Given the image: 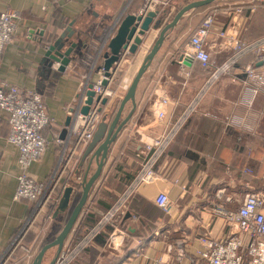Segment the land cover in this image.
I'll return each mask as SVG.
<instances>
[{
  "label": "crops",
  "instance_id": "1",
  "mask_svg": "<svg viewBox=\"0 0 264 264\" xmlns=\"http://www.w3.org/2000/svg\"><path fill=\"white\" fill-rule=\"evenodd\" d=\"M143 1L0 0V14L7 8H15L21 15L18 31L3 52L0 81L25 91L39 92L52 118L43 131L47 139L44 155L30 168V174L38 180H57L63 173L65 167L63 164L59 167V164L66 161L69 155L66 147L70 148L74 141H70V132L66 133V139L58 138L62 137L70 109L77 104L81 84L85 77L90 81L102 77L99 64L104 60L109 40L123 17L138 11ZM191 1L172 0L162 27ZM243 2L253 0H224L221 4L222 10L207 41L213 60L209 69L194 61L191 65L186 64L183 71L180 55L187 48L191 32L201 23L211 4L186 12L170 32L141 78L136 92L135 112L111 145L102 174L66 242L78 235L81 238L86 230L96 225L140 169L145 159L146 143L164 132L152 106L156 97L161 93L170 96L171 102L166 111L168 120L173 123L204 87L212 69L234 53V40L255 41L264 36L263 8L251 11L248 5L242 13L234 14H228L223 8L229 3ZM68 27L73 31L68 41L76 42L77 46L71 55V63L65 71H61L58 62L51 64L46 51ZM222 30H228L227 37L220 35ZM160 31L161 28H151L138 52L129 58V63L122 65L131 81ZM259 58L256 52L245 55L229 72L210 85L201 98L197 112L158 161L156 179L140 187L138 200L135 195L114 223L106 225L72 264H176L179 250L184 251V262L188 263L197 260L196 250L203 247L204 237L223 240L230 235L225 219L216 213L215 208L208 207L213 201L224 203L216 195L222 187L227 188V196L237 198L240 195L238 198H241L261 189L264 183V161L259 159L258 169L254 168L248 163L246 148L235 146V142L254 141L255 136L262 137L264 88L250 105L247 101L252 97V86L243 82L249 64L264 68ZM186 71H190L191 76L186 77ZM122 99L116 109H113L112 101L104 110L103 117L108 114L106 112L110 113L107 118L109 124ZM131 108L132 103H127L123 118ZM9 133L8 114L0 108V264H32L54 227L68 219L82 194V187L77 180L70 210L57 218L53 217V203L37 211L35 202L14 199L21 167L19 152L8 141ZM80 148L84 152L87 146ZM250 168L253 173L248 171ZM86 169L87 161L82 165V156L78 159L76 156L68 173L77 179L76 174L84 177ZM95 169L94 163L89 175ZM62 190L61 187L58 189V195ZM162 194L175 203L173 210L167 212L157 204V198ZM17 237L20 241L14 247ZM55 254L56 248L49 249L42 264H50Z\"/></svg>",
  "mask_w": 264,
  "mask_h": 264
},
{
  "label": "built area",
  "instance_id": "2",
  "mask_svg": "<svg viewBox=\"0 0 264 264\" xmlns=\"http://www.w3.org/2000/svg\"><path fill=\"white\" fill-rule=\"evenodd\" d=\"M254 2V1H253ZM243 2L241 4L229 3L223 6L228 14L242 13L246 6L250 5L251 11L264 8V0L259 3ZM172 0H144L143 5L137 13L146 15L151 10L162 11L165 7L170 6ZM222 7L211 8L201 23L191 32L187 48L181 53L183 56L182 70H185V60L191 58L197 61L205 69L213 66V60L207 49V41L213 29L218 13ZM20 11L15 8H7L0 14V64L5 47L12 41L18 31ZM222 37L228 36V30L220 31ZM235 49L224 62L212 69L204 87L198 91L192 101L184 108L178 118L172 123L167 118L166 107L171 102V98L166 93L159 94L153 101L155 113L161 120V126L164 132L157 138H153L145 145V159L134 176L132 181L126 186L116 205L105 213L94 227L88 230L80 239L68 240L55 264H72L87 247H89L96 237L102 232L103 228L119 215L122 208L136 195L138 189L144 185L151 184L158 175L157 163L166 154L175 137L190 119L197 112L202 96L208 90L210 85L217 80L222 74L229 72L245 55L256 52L260 56V61L264 63V36L255 41H242L236 39L232 42ZM131 54L128 49L120 52V61L117 63L116 70L111 76L102 77L96 82L86 79L81 94L83 98L78 103V110L74 116V122L70 127V136L79 145H87L93 138L94 133L102 119L104 110L109 106H104L97 96L102 98H114L119 96L121 90L126 92L131 80L129 77L120 78L124 73L123 64L129 63ZM180 55V57H181ZM245 84L252 86L250 98L247 103L253 104L256 96L264 88V68L259 69L254 64H249L246 69ZM186 77L191 76L190 71L185 72ZM107 79L104 84L103 80ZM121 79V81H120ZM115 82L119 84L118 91ZM93 84V90L96 93L94 102L88 114L80 112L83 105L85 93L89 89V84ZM247 86V87H249ZM118 91L116 95V92ZM43 96L34 90H23L16 85L0 81V108L7 112L10 123L9 143L14 145L19 152V163L21 171L17 177V186L14 193V199H27L36 203L37 211L45 208L51 199L54 190V179L48 183L39 182L30 174V168L45 152L47 139L43 134L44 129L50 124L51 118L46 111V105ZM58 140H62L58 138ZM70 154V153H69ZM72 154V152H71ZM69 155L67 164L72 157ZM65 169V168H64ZM251 171V169H248ZM82 179V178H81ZM80 179V180H81ZM227 188L218 189L216 195L224 203H219L215 210L220 216H223L227 225L230 227V235L226 239H214L206 236L202 239V246L196 250L197 260L184 262L186 254L179 250L176 256V264H264V188L247 193L241 200L236 210H229L225 204L235 203L236 197L227 196ZM55 204L60 197H54ZM157 204L165 211H171V200L166 194L157 198ZM76 237V236H75ZM19 237L14 240V247L17 246ZM75 242L74 246L70 243Z\"/></svg>",
  "mask_w": 264,
  "mask_h": 264
},
{
  "label": "water",
  "instance_id": "3",
  "mask_svg": "<svg viewBox=\"0 0 264 264\" xmlns=\"http://www.w3.org/2000/svg\"><path fill=\"white\" fill-rule=\"evenodd\" d=\"M216 1L218 0H193L180 8L174 15L172 20L164 27H162L163 19L166 15H168L171 5L165 7L162 11L151 10L146 15L138 14L137 11H134L133 13L126 14V16H124L120 21L116 33L109 40L108 50L103 55L104 60L99 64V69L106 77L111 76L112 73L116 70L117 63L121 59L120 52L122 50L129 48L130 53L135 54L138 52L139 47L145 42V37L150 32L151 28H161V31L159 37L145 57L135 77L131 81V85L127 90L125 96L121 100L120 106L118 107V110H116L117 112L115 113V117L113 118L112 122L110 124L107 122V118L110 113H108L105 117H102V120L100 121L92 140L89 142L82 155V165H84L83 163L87 161L86 173L84 177H82L81 181H78L79 185L82 187V194L76 205L72 208L63 230L54 241L46 244L39 251L32 264H42L46 252L51 248H56V254L50 262V264H55L57 257L64 247L66 239L68 238L71 230L73 229L79 218L80 213L87 203L94 184L98 181L102 174L103 168L106 165L107 159L109 157L111 145L114 143L125 125L130 121L135 112L137 106L136 92L138 85L141 81V78L152 64L155 56L163 46L165 39L176 27V25L186 12L210 5ZM72 34V28L68 27L62 37L58 41H55L52 45H50L46 51V56L50 58L51 64H53L54 62H58L60 64L59 69L61 71H65L67 66L71 63V55L77 46L76 42L68 41V39L71 38ZM182 58L183 56L181 55L180 59L182 60ZM193 62L194 60L191 58L185 60V64L188 65H191ZM103 83L106 84L107 79H104ZM95 96L96 93L93 90V84L90 83L89 89L85 93L83 105H81L80 107V112L82 114L86 115L89 113ZM97 97V100H101L104 106L108 105L107 97L102 98L100 95ZM78 98L79 101H81V99L83 98V94H79ZM129 102L132 103V108L129 113L123 118L125 106ZM77 110V106L70 109V116L66 121L64 130L62 131V139L67 138L66 133L70 132V127L74 122V114L77 112ZM99 111L103 112L104 109L100 108ZM94 163L96 164V169L91 175H89ZM74 191L75 190L73 186H66L64 188V191L54 213L55 218H57L61 213H65L70 210Z\"/></svg>",
  "mask_w": 264,
  "mask_h": 264
},
{
  "label": "rangeland",
  "instance_id": "4",
  "mask_svg": "<svg viewBox=\"0 0 264 264\" xmlns=\"http://www.w3.org/2000/svg\"><path fill=\"white\" fill-rule=\"evenodd\" d=\"M223 1L224 0H220V1H218V2H215L214 4H211L209 7H211V8H216V7H220L221 6V4H223ZM254 2L253 3H256V4H258L259 3V0H253ZM144 2V1H143ZM225 6V5H224ZM211 8H207V12L211 9ZM209 9V10H208ZM264 9V8H263ZM206 10V9H205ZM124 73H125V75H124ZM124 73H121L120 74V77H122V78H125V77H127V73L126 72H124ZM85 81H86V77L84 78V80H83V82H82V87H83V84L85 83ZM97 81V80H96ZM96 81H91V82H96ZM119 86V84L118 83H116L115 82V87H116V89H117V87ZM121 89H122V86L120 87ZM120 88L118 87V91L120 90ZM118 91L116 92V95H119V94H121V95H119V96H116V97H114V98H108V103H111L112 101H114V108L113 109H116L117 108V106H118V104H119V101H120V99H122L121 97L127 92H123L122 90H121V92H119V94H117L118 93ZM79 94H81V91H79V93H78V95ZM125 96V95H124ZM43 98V97H42ZM43 101H44V98H43ZM44 103H45V101H44ZM78 103H79V98H78V96H77V104L75 105V106H77L78 107ZM45 105H46V103H45ZM74 106V107H75ZM46 111H47V113H48V110H47V107H46ZM106 113H109V111L108 112H106ZM49 115V114H48ZM74 116H75V114H74ZM49 117H50V115H49ZM103 117V116H102ZM51 118V117H50ZM102 120V119H101ZM51 121H52V118H51ZM51 123V122H50ZM262 130V129H261ZM60 138V137H59ZM73 135H72V137L70 136V141H74L73 139ZM262 138V140L263 141H258L259 139H261ZM60 139H62V138H60ZM62 140H64V139H62ZM253 140L254 141H248V140H246V141H242V142H235V146H237V147H239V148H242V147H245L246 148V156H247V160L249 161L248 163L249 164H251V165H253L254 166V168H256V169H258V166H259V162H258V160L259 159H262L263 161H264V129L262 130V137H258V136H255L254 138H253ZM89 144V143H88ZM88 144L86 145V146H88ZM46 146H47V143H46ZM83 145L81 144V145H79L78 147H76V142L74 141L73 143H72V145L70 146V148H68V146L66 147L67 149H68V152L71 154V152H72V154H71V156H73L72 157V159H71V161L67 164V161H68V158H69V155L66 157V161L64 162V163H60L59 164V167L63 164V166L65 167V169H63V173H61V174H59V176L57 177V180H54V182H55V184H54V190H53V195H52V197H51V199L48 201V204L50 205V204H52L53 203V205L55 204V199H54V197L56 198V197H60L61 198V196H62V193H63V191H64V188L66 187V186H73L74 188L76 187V184H77V180H79V181H81L80 179L82 178V176H81V174L80 175H78V174H76L77 175V179H73V177H71V173H68L69 172V170H70V168H73V159L77 156V159H78V157H80V156H82L83 155V151L81 150L82 148H80V147H82ZM45 150H46V148H45ZM82 151V152H81ZM81 154V155H80ZM44 155V154H43ZM42 155V156H43ZM41 156V157H42ZM40 157V158H41ZM253 157V158H252ZM39 158V159H40ZM38 159V160H39ZM251 159V160H250ZM37 160V161H38ZM78 164V163H77ZM84 164V163H83ZM250 165V166H251ZM141 167V166H140ZM74 169H75V167H74ZM251 169V168H250ZM252 170V169H251ZM253 171L254 170H252V173H253ZM66 173V174H65ZM137 173H138V171H137ZM136 173V174H137ZM75 174V173H74ZM158 176V175H157ZM156 176V177H157ZM32 177H34V176H32ZM35 178V177H34ZM65 178V179H64ZM35 179H37V178H35ZM156 179V178H155ZM38 180V179H37ZM39 182H44V183H48L47 181H41V180H38ZM62 188L63 190H62V193H61V195H58V189L59 188ZM262 188H264V183L262 184ZM138 190H140V188L138 189ZM124 191H122V193H123ZM240 194H242L241 193V191H238ZM122 193L118 196V198H117V200L115 201V203L112 205V207L110 208V209H112L115 205H116V203L118 202V200H119V198H120V196L122 195ZM139 197V194H138V192H136V198H138ZM238 197H240V195H238ZM237 197V198H238ZM170 199V198H169ZM243 199V197H241V198H238L237 200L238 201H236L235 203H231L230 205H228V206H226L229 210L231 209V210H236L238 207H239V204H240V202H241V200ZM171 200V204H172V207L174 208L176 205H175V203H173L172 202V199H170ZM87 202H88V200H87ZM59 203V202H58ZM58 203L57 204H55V206H54V210H56V208H57V205H58ZM214 203V204H213ZM213 203H211L210 205H209V207L208 208H216V206L217 205H220L219 203H216L215 201H213ZM86 206V205H85ZM85 206H84V208H85ZM221 206V205H220ZM45 207H47V205L45 206ZM127 207V205L125 204V206L122 208V210L120 211V213H119V215L123 212V210L125 209ZM84 208H83V210H84ZM173 208H171L172 210H173ZM109 209V210H110ZM82 210V211H83ZM92 210V209H91ZM108 210V211H109ZM107 211V212H108ZM106 212V213H107ZM82 213V212H81ZM81 213H80V215H81ZM105 214V213H104ZM80 215H79V217H80ZM219 215V214H218ZM48 216L50 217V213L48 214ZM52 216V215H51ZM54 217V216H53ZM118 217V216H117ZM116 217V218H117ZM221 217H223V216H221ZM116 218L114 219V221L116 220ZM79 219V218H78ZM49 219H47V221H48ZM78 221V220H77ZM44 222H46V220H44ZM112 223H114V222H112ZM62 224H64V221L62 222ZM76 239H77V237H76ZM41 240H39L38 242H40ZM66 242V241H65ZM66 244V243H65ZM65 244H64V246H65ZM71 244V246H74L75 245V242H72V243H70ZM81 254H83V252H81L80 253V255ZM79 255V256H80Z\"/></svg>",
  "mask_w": 264,
  "mask_h": 264
},
{
  "label": "trees",
  "instance_id": "5",
  "mask_svg": "<svg viewBox=\"0 0 264 264\" xmlns=\"http://www.w3.org/2000/svg\"><path fill=\"white\" fill-rule=\"evenodd\" d=\"M218 1H220V0H218ZM216 2H217V1H216ZM138 198H139V197H138ZM138 198H136V200H138ZM136 213H137V215L139 214L138 212H136ZM66 222H67V218H65V220H64V224H62V225H57V226L54 227L53 232H51L52 235H51V236H50V237H49V238L43 243L42 247L56 239V237H57V236L60 234V232L63 230V228H64ZM80 236H81V235H80ZM80 236L78 235L77 239H80ZM98 236H99V235H98Z\"/></svg>",
  "mask_w": 264,
  "mask_h": 264
}]
</instances>
